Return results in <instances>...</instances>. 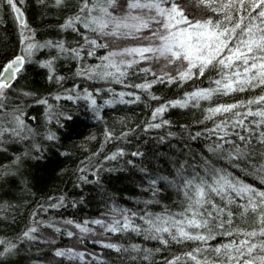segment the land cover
Instances as JSON below:
<instances>
[{
    "label": "snow or ice",
    "instance_id": "snow-or-ice-1",
    "mask_svg": "<svg viewBox=\"0 0 264 264\" xmlns=\"http://www.w3.org/2000/svg\"><path fill=\"white\" fill-rule=\"evenodd\" d=\"M24 2L0 0V25L7 30L11 23L19 36V49L0 63V188L7 185L5 195L15 199L11 195L15 188L31 194L34 168L52 156L70 159L64 144L82 135L73 113L83 107L93 120L103 122V142L95 151L87 144L78 146L85 158L73 171V187L81 194L70 206L77 208L84 202L85 187L112 199L105 181L119 180L126 172L135 177L145 198L135 201L142 208H121L113 203L111 219L76 222L62 218L65 227L88 234L94 232L90 227L94 225L102 229L101 235L135 236L159 245L100 242L118 254L120 264H264V187L242 178L250 176L264 186V0H195L198 14L184 0H36L41 8L65 16L59 28L79 37L74 45L64 40H38L19 6ZM122 41L134 43L120 47ZM100 49L107 51L98 55ZM45 50L56 54L40 59ZM59 59L74 61V75L83 81L121 84L137 91L116 93L110 87L93 91L78 83L64 87L66 77L55 70ZM89 59L99 62L89 64ZM142 63H162L175 72L158 74L151 66L140 67ZM33 65L47 70V83L58 86L55 93L48 89L45 94L29 84L27 71ZM209 70L217 77L209 81V87L160 103L151 110L150 118L135 128L117 133L104 120L105 108L140 102L138 92L159 101L161 97L151 91L154 85H182ZM140 74L145 77L143 82H129L132 77L141 78ZM149 75L150 80L146 79ZM256 90L259 94L246 100L208 107L203 119L197 121L200 130L182 124L175 132L172 122L164 118L169 108L199 107L214 95ZM105 92L110 98L99 103L97 98ZM38 110H42L40 115H34ZM118 123L126 126L123 118ZM133 137L137 145L143 141L152 147L141 151L138 146L128 152L122 145L133 143ZM85 139L91 143L97 136ZM107 145L114 150L106 151ZM58 167L61 174L67 171ZM171 195L175 200L165 204ZM66 201L65 195L48 196L24 230L12 239H0V264H20L23 258L40 264V255L34 259L28 255L33 246L48 257L47 264H64V259H78L83 264L85 253L53 248L55 239L44 234L52 229L62 236L65 228L50 219H37L41 212L45 216L59 213L69 206ZM156 205L162 211H152ZM17 207L10 200L0 203V222L6 223L10 210ZM66 235L75 233L68 230ZM218 237L227 242L209 243ZM46 244L50 257L41 247ZM182 244L195 246L167 257L173 245ZM162 253L164 258L158 262L156 256ZM92 259L95 264H107L95 255Z\"/></svg>",
    "mask_w": 264,
    "mask_h": 264
},
{
    "label": "trees",
    "instance_id": "trees-1",
    "mask_svg": "<svg viewBox=\"0 0 264 264\" xmlns=\"http://www.w3.org/2000/svg\"><path fill=\"white\" fill-rule=\"evenodd\" d=\"M186 6L192 9L194 12L198 14V10L195 7V0H184ZM22 11L25 12V18L29 26L37 32V39L40 41L43 40H53L59 41L64 40L70 44H75V41L79 39L75 33H72L71 30L62 31L59 28V25L63 23L65 18L64 15L60 14L58 11H49L47 9L41 8L37 5L36 0H25V2L19 5ZM134 42L132 41H122L119 46H132ZM19 49V36L18 31L15 29V26L9 23L7 30H5L3 25H0V63H3L4 59L10 58L12 52L17 51ZM107 50L100 49L98 50V55H104ZM7 52L8 56L4 57L3 53ZM56 53L54 51L50 52L49 50H45L43 55L40 56V59H47L51 56H54ZM99 61L96 59H89L87 63L95 64ZM152 67L153 71H156L158 74L161 71H171L175 72V69L172 68H164L162 63H155L149 65L148 63H142L140 67ZM55 70L57 75L65 76L66 79L64 81V87H72L74 83L80 84L81 88L88 87L90 90H93L97 87L100 88H112L116 93L121 91H137L135 89L126 88L121 84H103L96 83L93 84L89 81H83L77 77H75V62L68 61L64 59L57 60L55 64ZM47 70L40 69L37 65L30 66L27 71V77L29 84L37 89H40L41 92L47 94V90L51 89L53 93H55L57 89V85L55 83L49 85L47 83ZM141 78L132 77L129 82H143V74H140ZM215 72L209 70L206 71L205 76L200 77L197 75L193 79L186 81L185 83L177 84V85H167V84H156L152 88L153 94L161 97L159 101H152L148 98V96L144 93L138 92L137 94L141 95V101L134 104H124V105H115L114 107L105 108L102 115L104 116V120L108 122V126L110 129L114 128L117 133L121 130L127 131L129 128H135L137 124H141L143 121L150 118L151 110L155 107L159 106L160 103H164L168 100L173 99H183L185 92H191L198 88L209 87V81L211 79H215ZM146 79L150 80L151 76L149 75ZM22 83H24L22 81ZM259 94V90L248 91L244 93L236 92L230 95H214L209 101H202L199 107H189L180 109V108H169L168 111L164 114V118L168 119L172 122V131L179 132V126L182 124L189 125L192 127L193 131L200 130L201 125L197 124L198 120H202L204 114L206 113V109L208 107H215L218 104H229L236 103L241 100H246L249 97ZM110 98V95L105 92L102 97H98V102L103 103L104 99ZM126 99H131L130 97H126ZM64 104V101L60 102ZM40 111L34 112V115H40ZM74 116L78 117V127L77 131L82 133V135L74 136L72 140L65 141L64 149L71 153V157L68 160H63L60 158L59 160L52 156V158L44 164L42 162V166H37L32 171V183L33 188L31 194H26L21 191L19 188L13 189L11 195L15 196V199H11V196L5 195L7 192V185H4L0 188V203H3L7 200H10L12 204L18 205V207L14 210H10L8 213L7 222H0V239H12L18 232L24 230L31 223V216L34 211L38 210V206L45 202L48 196L59 197L60 195H65L67 197L66 203H68V207L60 209L59 213L53 211L50 212L47 216L44 213H40L37 216V219L43 217L44 219H50L56 222V226L60 227V222L63 219H73L76 222H83L85 220H93L95 218L100 217L103 214H109L111 217V213L109 209L111 205L114 203L116 206L124 208H136L143 207L142 204L137 205L135 201L143 200L145 197L141 195L139 189L136 187L135 177L130 173H121V179L117 180L113 178L111 181L106 180L105 186L108 188L109 196L112 199H108V197H101L95 193V191L90 190L88 187H85L82 191V195L85 197L83 203L78 204L77 208H72L71 201L73 199L79 200V194H81L80 189H75L73 184L75 182V176L73 175V171L76 165L79 163L81 159L85 158V153H83L78 147L81 144H87V146L95 151L100 148L101 143L103 142V122H97L91 118V115L84 112V108L81 107L78 112L73 113ZM124 119L125 125H121L118 123L121 119ZM208 126L211 127V122H207ZM95 134L97 136V140L91 143L86 141V137ZM150 135H155V133H151ZM148 137L146 136L145 139ZM126 148L128 152L136 150L139 146L141 151H147L148 148L152 147L151 144L143 145V141L140 142V145H137L135 142V137H133V143L128 145H122ZM203 145H201L202 147ZM194 150L196 146L193 145ZM114 150L111 145L106 146V151ZM167 151V149H163ZM2 159V157H0ZM7 162V161H4ZM139 163V161H137ZM155 163V162H154ZM66 168L67 171L61 174L59 167ZM156 166L162 167V164H157ZM53 169H56L53 171ZM127 177V178H124ZM245 182L252 183L258 187L260 186L258 181L254 180L252 177H243ZM175 200V196L171 195L168 199L164 201L165 204L171 205L172 201ZM154 212L162 211L161 206H152L151 208ZM173 211L176 208L172 209ZM2 215V214H0ZM13 217L15 220L13 222ZM48 231V230H47ZM47 234L52 235L51 231H48ZM58 235V234H55ZM105 241H99L96 245L92 242L95 240V237H87L85 241L84 248L92 249L96 252L88 253L92 256L95 255L98 259L104 260L107 264H120V260L118 258V254L113 252L110 249H105L101 246L100 242H112L118 244H129V243H138L148 247H157L159 246L155 242H144L140 237H131L129 239L127 236H112L111 234H104ZM227 242V240L223 237H218L215 241H210L211 245H216L218 243ZM70 242L66 235V229L64 235H59L57 244L51 247H65ZM83 244V243H82ZM195 245H189L186 247L185 245H173L171 249L167 252V257L171 258L173 254H179L182 251L190 250V247H194ZM42 249L49 253V257L51 256L50 246L42 245ZM62 249V248H61ZM90 252V251H89ZM87 254V253H85ZM33 259L40 255L41 260L40 264H47L48 257H43L40 252L37 251V248L33 246L31 253L28 254ZM165 254H157L156 259L158 262H161L164 258ZM83 261V264H95V261L92 259ZM20 264H32V261L23 258L20 259ZM64 264H82L79 260L68 261L64 259Z\"/></svg>",
    "mask_w": 264,
    "mask_h": 264
},
{
    "label": "rangeland",
    "instance_id": "rangeland-1",
    "mask_svg": "<svg viewBox=\"0 0 264 264\" xmlns=\"http://www.w3.org/2000/svg\"><path fill=\"white\" fill-rule=\"evenodd\" d=\"M99 218H105V219H111V217L109 216V214H103V215H101L100 217H98V218H95V219H99ZM60 227H62V228H65L66 229V231H68V230H71V231H73L74 233H75V235L73 236V237H68L67 236V238L69 239V242H70V245H69V243H68V245L67 246H65V247H61L62 249H67V248H72V249H74L75 251H78V252H83V253H87V254H85V259H84V261L85 260H89L92 256H86V255H90V254H88V253H93V252H96V251H94V250H92V249H86V248H84L83 247V245H85V241L84 240H86V238L87 237H92V236H94L95 237V240H92V242L93 241H105V235L103 234V235H101L100 233L102 232V229H99V228H97L96 226H94V225H90V227H93L94 228V232L93 233H88V234H80L79 232H78V230H76L75 228H73L72 226H64L63 224H62V222H60V225H59ZM51 231L52 232V235H49V234H47V232L48 231ZM44 234L47 236V238L49 239V240H52V239H55V241H56V243L55 244H57V242H58V238H59V235H55V233L52 231V229H46V230H44ZM94 237H92V238H94ZM87 241V240H86ZM88 242V241H87ZM83 243V244H82ZM98 243V242H97ZM97 243H94V244H96V245H98ZM90 251V252H89ZM78 260V259H77ZM80 261V260H79ZM81 262V261H80Z\"/></svg>",
    "mask_w": 264,
    "mask_h": 264
}]
</instances>
